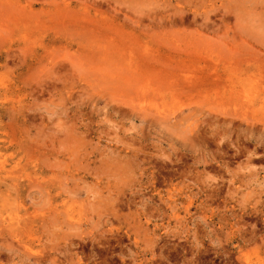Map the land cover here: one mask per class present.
<instances>
[{"label": "rangeland", "instance_id": "rangeland-1", "mask_svg": "<svg viewBox=\"0 0 264 264\" xmlns=\"http://www.w3.org/2000/svg\"><path fill=\"white\" fill-rule=\"evenodd\" d=\"M0 264H264V0H0Z\"/></svg>", "mask_w": 264, "mask_h": 264}]
</instances>
